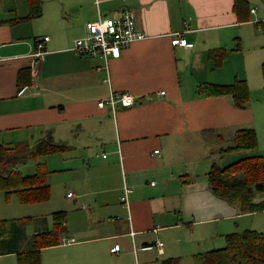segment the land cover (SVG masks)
Instances as JSON below:
<instances>
[{"label":"crops","instance_id":"1","mask_svg":"<svg viewBox=\"0 0 264 264\" xmlns=\"http://www.w3.org/2000/svg\"><path fill=\"white\" fill-rule=\"evenodd\" d=\"M36 1L0 0V146H33L51 135L65 149L42 156L48 201L21 204L0 193V264H19L35 237L54 230L59 244L41 250V264H194L232 234L264 233V211L242 212L209 181L213 164L264 159V14L258 18L249 0L245 21L235 0H40L41 14L32 16ZM125 10L147 38L110 58L108 70L102 57L72 50L88 22ZM221 49L228 53L219 64L213 51ZM236 81L249 86L243 108L232 95L201 91ZM111 93L136 103L115 113L100 108ZM242 130L255 131L257 149L223 153ZM125 185L133 189L129 209L121 202Z\"/></svg>","mask_w":264,"mask_h":264},{"label":"trees","instance_id":"2","mask_svg":"<svg viewBox=\"0 0 264 264\" xmlns=\"http://www.w3.org/2000/svg\"><path fill=\"white\" fill-rule=\"evenodd\" d=\"M31 13L41 14V2L37 0ZM235 12L242 20H248L250 6L245 0H235ZM240 49L237 46L235 50ZM226 49L213 51V57L219 64L227 55ZM264 79V65L262 66ZM31 82H28V86ZM201 91L210 96L232 95L235 104L243 108L249 100V86L245 81H236L233 85H206ZM258 147L257 134L253 130H242L236 138L235 145L223 151L229 153L254 152ZM65 146L59 145L50 135L37 144L30 146L20 143L12 147L0 146V193L6 197L16 195L21 204L44 203L51 197V188L47 182L48 171L38 166V171L32 176L23 175L21 168L27 162L38 156L63 151ZM210 189L218 196L237 206L244 213L264 211V159L246 158L227 168L213 164L209 174ZM60 218V216H57ZM64 220H60L62 224ZM6 227L5 221H0V237ZM60 230L46 232L35 237L34 250L20 254L19 264H41L40 252L43 248L59 244ZM194 264H264V233L245 230L232 234L227 238V246L223 249L198 255Z\"/></svg>","mask_w":264,"mask_h":264},{"label":"built area","instance_id":"3","mask_svg":"<svg viewBox=\"0 0 264 264\" xmlns=\"http://www.w3.org/2000/svg\"><path fill=\"white\" fill-rule=\"evenodd\" d=\"M255 13V10L252 11ZM88 35L84 38L77 39L72 50L83 57L96 58L102 57L108 70V62L110 58L119 59L122 52L132 43L142 41L147 38V35L137 30L136 21L133 13L130 10H125L119 18H104L99 15L98 19L86 24ZM50 37H44L39 41L36 51L33 53L35 62L32 65V73L37 76L39 73L40 62L43 60L45 51L44 43L48 42ZM183 39L179 34L174 35L173 45L180 46L183 44ZM165 95V92H161ZM136 103L134 96L124 93H111L107 99L98 103L100 108H110L114 113L116 108L120 105L123 108L131 107ZM157 154L159 151L156 152ZM106 157V155H103ZM133 189L125 185L124 192L121 197V202L129 209V197ZM69 197L72 194L68 195ZM64 224V223H63ZM135 233H131L134 236ZM75 240L63 238L64 243H72ZM157 249L162 253L164 243L157 241ZM120 246L116 245L111 251L114 253L119 251Z\"/></svg>","mask_w":264,"mask_h":264},{"label":"rangeland","instance_id":"4","mask_svg":"<svg viewBox=\"0 0 264 264\" xmlns=\"http://www.w3.org/2000/svg\"><path fill=\"white\" fill-rule=\"evenodd\" d=\"M249 1L251 2L252 7L257 9V11H258V18H259V16H261L262 14H264V0H249ZM256 22H260V21L259 20H256ZM50 155H54V154H50ZM47 157L38 156L36 158L30 159L27 162V164L21 168V173L23 175L32 176V175H34V174L37 173L38 166L40 164L42 165L43 169H46L47 170L48 169L47 168L48 165L46 163V161L48 159ZM57 157H60V156H57ZM54 174L58 177V175H60L61 172H56ZM53 194L56 195L57 198H61L62 195H63V189L61 187L55 186L53 188ZM9 200L19 202V200L15 196H12L7 201H9Z\"/></svg>","mask_w":264,"mask_h":264}]
</instances>
